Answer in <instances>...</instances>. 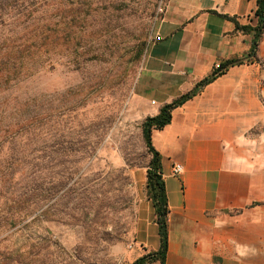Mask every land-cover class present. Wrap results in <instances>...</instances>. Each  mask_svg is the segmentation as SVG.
I'll return each instance as SVG.
<instances>
[{
  "label": "rangeland",
  "instance_id": "374dc122",
  "mask_svg": "<svg viewBox=\"0 0 264 264\" xmlns=\"http://www.w3.org/2000/svg\"><path fill=\"white\" fill-rule=\"evenodd\" d=\"M168 1L0 0V160L19 196L2 263L135 262L134 172L151 157L129 102Z\"/></svg>",
  "mask_w": 264,
  "mask_h": 264
},
{
  "label": "crops",
  "instance_id": "0c3cea01",
  "mask_svg": "<svg viewBox=\"0 0 264 264\" xmlns=\"http://www.w3.org/2000/svg\"><path fill=\"white\" fill-rule=\"evenodd\" d=\"M257 8V0H169L156 24L129 102L141 123L216 64L243 60L152 132L170 211L165 264H264V36L252 54L254 33L236 28L256 26ZM147 173L134 172L135 261L161 246Z\"/></svg>",
  "mask_w": 264,
  "mask_h": 264
},
{
  "label": "trees",
  "instance_id": "16d2710c",
  "mask_svg": "<svg viewBox=\"0 0 264 264\" xmlns=\"http://www.w3.org/2000/svg\"><path fill=\"white\" fill-rule=\"evenodd\" d=\"M257 4L258 8L256 11V17L258 19V23L256 26H239L238 24H236V28L238 30H242L245 33H254L255 37L252 47V54L256 53V50L264 36V0H257ZM242 63V59H234L227 61L223 64L222 69L220 71H214V73L210 77L197 83L195 88L191 92L183 95L179 99L175 100L173 103L164 106L157 116L148 117L142 123V134L144 143L148 154L151 157L148 164L147 173V195L148 198L152 201L155 209L156 222L159 228L161 246L158 252L141 257L132 264H150L156 261H160L161 264H165V259L168 252V215L170 211L166 192V184L162 176V157L153 146L152 132L154 130H163L166 126L171 123L172 112L175 109L196 97L202 89H204L206 86L213 83L216 79L224 75L230 67L240 65ZM7 71H10L8 69L7 64L2 62V64H0V88L3 85L8 84V81L11 79L10 75H6ZM16 71L17 69H15L13 72ZM21 73H16V75H20ZM22 119L23 121H25L24 117ZM25 123H28L27 119ZM16 126H19V131H17V133L20 134L23 131L26 132L27 126L23 124V122L22 124H17ZM11 130L12 126L8 124L6 134H9ZM14 165L15 163L12 161V158L6 162L0 160V198H6V200H4V203L0 200V214H2L5 210V216H8V214L11 212V205H17V202H14L10 205L8 198L19 197L16 193V190L12 189V187H10V190L7 188L8 182L12 183L13 179L17 174V171L14 170ZM2 261L3 260L0 261V264H7L6 262L2 263Z\"/></svg>",
  "mask_w": 264,
  "mask_h": 264
},
{
  "label": "built area",
  "instance_id": "2783aa9c",
  "mask_svg": "<svg viewBox=\"0 0 264 264\" xmlns=\"http://www.w3.org/2000/svg\"><path fill=\"white\" fill-rule=\"evenodd\" d=\"M222 66L223 64L222 63H218L215 65L214 67V70L215 71H220L222 69ZM183 171H184V167L182 164L180 163H176L174 166H173V169H172V174L176 177L178 176H181L183 174Z\"/></svg>",
  "mask_w": 264,
  "mask_h": 264
}]
</instances>
